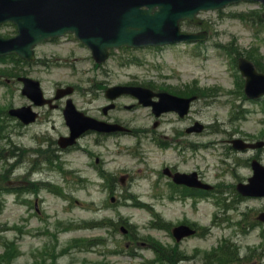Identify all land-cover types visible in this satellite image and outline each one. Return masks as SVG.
Returning <instances> with one entry per match:
<instances>
[{
	"label": "rangeland",
	"instance_id": "1",
	"mask_svg": "<svg viewBox=\"0 0 264 264\" xmlns=\"http://www.w3.org/2000/svg\"><path fill=\"white\" fill-rule=\"evenodd\" d=\"M248 8L257 10L256 5H240L233 9H229L228 13H205L203 17L208 20L209 26L212 31L211 40L206 44L202 45L196 49H192L190 46L178 45L173 47H167L165 49H154V50H144L138 52L136 55L139 57L140 62L133 65L123 66L122 64L125 60L129 59L130 54L124 51H118L115 53L113 58L107 63V68L112 72V77L109 79V83L117 81H127L137 74L142 81L154 80L156 84L162 85H172L181 86V83H189L195 79L199 80L202 86H221L225 92H220L217 98L210 100L212 103H208L204 100L199 101L195 104V111H199L193 114L206 123L214 125L215 129L222 130L224 127L230 128L231 126L226 124L229 119L228 110L229 105H221L226 99H234L237 103H241L240 99L235 98L237 94H228L227 90L235 89V70L231 65V58L228 57L224 51L217 49L216 43H228L232 39H237L239 45L242 47H258L262 55L264 56V25H251L249 23L242 22L234 17H230L229 13L234 11H245ZM4 30L13 31V27H6ZM43 54L42 57L58 58L66 60L68 63L73 62L75 69L70 68H59L55 66H49L47 68H36L33 72L35 77L43 80L44 86L51 91L55 83H69L81 81L82 87L85 88V83L82 79H87L89 77H95L97 82L101 81L102 75L101 70L97 66L93 65L89 58L90 52L86 50L82 45L74 42L72 38H68L56 43H51L42 46ZM152 75H155L153 77ZM101 77V78H100ZM86 93V92H84ZM84 93H80L77 96L79 101L83 100ZM6 94L5 90L0 87V97ZM89 101L83 103V107L88 108L92 113H97L99 106L105 103L102 91H97L92 95H88ZM19 99L18 93L15 94L13 100ZM223 104V103H222ZM0 105H5L0 99ZM247 106H252L256 108V105H251L249 103ZM123 110V108H120ZM124 111V110H123ZM135 111L137 113H135ZM132 112L124 111L125 114L132 119L133 123L143 124L148 118L144 111L137 109ZM135 113V114H134ZM257 115V114H256ZM255 115V116H256ZM254 116V115H252ZM57 118V125L62 129L60 124L61 120ZM244 126V124H241ZM246 125H251L247 123ZM50 126H33L26 130H20L14 128L11 133V139L14 141L17 147L27 146V148L35 147L36 141L33 136L36 134L37 130L40 128H47ZM168 127L176 129V127L181 128L182 122L176 119H166V123L163 128ZM214 129V130H215ZM10 131L8 129L7 133ZM55 133V131H52ZM173 132L169 131L167 136H173ZM223 135L208 134L204 136L205 141L210 139L219 140ZM120 139L110 140V144L96 145L94 152L102 158V166L107 170L112 172L117 178L124 174L130 167H144L145 170L150 173L153 169L152 167H158L161 165L164 159H167V163L174 164L175 157L173 152L162 153L159 152L151 142L142 138L137 142L136 146H133V150H140L143 155L137 164H133L136 159H132L130 155L126 154L125 151L122 154L114 155L109 152V148L115 149V145L111 144L116 142L120 147L130 144L131 140L123 137H116ZM133 141V140H132ZM141 141V144H140ZM6 139L3 140L2 144L6 149L9 148ZM82 146H88L92 148V141L88 138L82 142ZM204 154H207V150H204ZM32 159H38L39 156L35 152L31 153ZM65 159H56V168L49 169L44 163L41 164V171L35 173L36 178H42L45 180H51L54 183L63 184L62 178L70 180L68 182L69 191L77 198H80L82 203L77 205L75 200H71V210L66 212L62 208L63 203L61 197L53 195L46 190H42L41 196L44 197V207L50 219L47 222L41 220L37 221L33 219L30 222V227H23L27 225L22 217V208L19 203L16 202L13 195H5L2 197L5 201V206L2 212H0V239L2 236H6L7 239L16 240L22 249V254L18 256L13 264H32L34 262L33 252L36 247L43 248L48 242L51 241L49 236L40 234L35 236V234L24 233L22 236L20 231L13 229V226L28 228L31 231L39 229L42 231L46 228L55 229L56 222L59 219H71L74 222L79 223L84 227V222L90 221L91 219L100 220L106 217H111L115 222H120L121 219L125 218L128 222L136 224L137 229L142 235H153L157 239L168 243L170 241L167 234L163 231H152L147 225H151L152 213L146 208L138 206L130 197L126 194L131 192L137 196L142 201H148L155 203L156 209L159 210L165 219L173 222L180 221L185 218L184 214L192 216V220H196L200 224H207L208 215L206 211L209 207L206 206L205 202H202L203 206L199 208L187 207L182 209L180 204L171 203L167 198L166 194L162 193L163 196H155L156 190L153 188V183L146 180L145 174H141V177L136 178L130 185H126L124 188L125 192L121 201L116 206H111L108 203L109 190L105 183H101L99 174L96 169L92 166L91 160L87 155L81 152V150L73 151L71 154L64 155ZM19 158H11L10 163H15ZM206 162L213 164L215 163V158L213 156L203 160L199 167H204L206 169L207 176L217 181L214 178L213 172L215 171L212 167H207ZM27 164V163H26ZM26 164H19L17 168L13 171L14 175L22 176L23 172L26 170ZM194 165V164H193ZM198 165V164H197ZM8 165H0V171L6 168ZM181 167L192 168L194 166H188V163L180 164ZM224 174V173H223ZM222 179H231V175L223 176ZM243 175L248 174V170H242ZM80 175L83 180L78 178ZM89 179L88 182L84 180ZM120 184V183H119ZM161 189H166V183H160ZM119 191H122L119 189ZM117 194V193H116ZM90 204H88V202ZM16 202V203H14ZM248 204V206H247ZM260 202L254 201H240L236 202L235 205H242V207L248 212V219L252 220L256 210H258L262 205ZM212 208V206H210ZM185 210V211H183ZM235 209L229 210V215L234 219L244 218L242 215H238ZM41 233V232H40ZM216 233H219L218 231ZM90 238L98 239L99 237H104L110 244H116L117 241H121L123 237L120 231L117 233L113 232L111 228H84L83 230H72L66 233L59 232V247L67 245V243L74 238ZM238 241H241V248L245 252L249 247H253L257 244V238L255 233L251 231L250 234H242L238 237ZM211 244H216L215 236L208 238V240L195 239L188 241L182 246L185 252L189 253L193 249L207 248ZM98 247V246H97ZM95 248V247H93ZM4 247L0 245V251ZM264 249V248H263ZM143 254L153 255L151 251L144 252ZM118 254H110L105 256H97L94 252L83 251L72 249L65 255L60 256L58 261L60 264H69L71 262H76L81 264L84 260L97 262L100 259L109 260L111 264H124V259L127 261L125 264H141L142 257H134L132 260L129 257L120 258ZM132 261V263L130 262Z\"/></svg>",
	"mask_w": 264,
	"mask_h": 264
},
{
	"label": "water",
	"instance_id": "2",
	"mask_svg": "<svg viewBox=\"0 0 264 264\" xmlns=\"http://www.w3.org/2000/svg\"><path fill=\"white\" fill-rule=\"evenodd\" d=\"M144 5L151 11L159 9L152 20L146 16L148 10H141ZM216 5V0H47L18 6L13 0H0V21L16 18L22 34L37 36L41 27L55 31L71 26L77 17L86 18L101 25L93 45L99 44V52H104L116 42L162 41L161 22L174 29L180 18Z\"/></svg>",
	"mask_w": 264,
	"mask_h": 264
}]
</instances>
